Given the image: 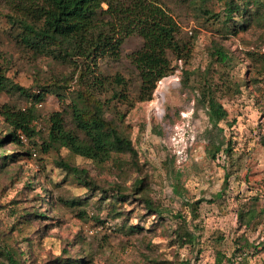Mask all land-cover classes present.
I'll return each instance as SVG.
<instances>
[{"label": "rangeland", "instance_id": "obj_1", "mask_svg": "<svg viewBox=\"0 0 264 264\" xmlns=\"http://www.w3.org/2000/svg\"><path fill=\"white\" fill-rule=\"evenodd\" d=\"M156 1L175 18L178 37L190 48L186 64L172 57L174 72L161 80L170 83V91L160 110L152 107L159 83L150 100L140 101V77L129 58L142 45L139 36L125 38L119 59H99L96 70L108 81L125 82L117 90L126 100L109 102L105 112L131 140L138 167L116 154L100 165L65 148L43 154L26 140L24 148L35 155L0 168V252L10 250L20 264L69 259L67 264H229L233 254H242L236 264L241 258L244 264H264V70L245 55L261 51L264 30L251 24L231 36L226 28L235 23L224 24L222 2H210L211 13L203 16L189 0ZM10 13L6 0H0V67L24 92L0 93V108L26 109L41 86L58 91L60 96L45 95L36 109L33 124L44 129L49 116L66 112L73 95L82 91L81 72L16 44L6 19ZM216 42L232 53L227 66L210 58ZM182 69L197 72L188 88L182 85ZM206 72L227 112L217 127L197 101L200 74ZM0 129L7 131L1 116ZM12 148L5 145L0 156ZM60 158L86 170L97 189L57 168ZM146 199L164 210L161 216L147 210ZM185 233L193 241H183ZM0 264H8L1 254Z\"/></svg>", "mask_w": 264, "mask_h": 264}, {"label": "trees", "instance_id": "obj_2", "mask_svg": "<svg viewBox=\"0 0 264 264\" xmlns=\"http://www.w3.org/2000/svg\"><path fill=\"white\" fill-rule=\"evenodd\" d=\"M189 1L203 16L211 13L208 10L210 2H222L224 24L235 23L234 27L226 28L231 36H237L251 24L264 30V0ZM6 3L11 10L6 16L8 29L15 43L35 56H45L61 65L80 70L82 91H77L71 98L65 109L68 113H52L44 129H39L33 124L38 118L36 109L45 95L51 92L59 95L58 91L41 86L39 92L29 99V107L23 110L2 106L0 116L7 131L2 133L0 129V149L8 144L13 148L10 154L0 156V160L4 162L0 168L8 161L19 160L20 156L35 155V152L32 154L31 148H24L25 142L20 136L34 148L38 147L43 154L59 152L65 148L71 156L91 160L99 165L116 154L119 157L127 156V162L137 168V151L131 140L121 133L115 121L106 117L105 112L109 102L126 100L124 94L117 90L123 88L125 82L119 77L108 81L100 74L97 76L98 60H118L124 39L132 35L139 36L142 45L131 53L129 58L140 77V101L150 100L157 83L174 72L172 57L186 64L190 55L189 46L178 37L180 28L169 10L156 0H6ZM103 3L106 4L105 9L102 7ZM219 17V14L212 16ZM236 19L240 23H236ZM221 35L225 37V34ZM245 55L254 63L260 61L264 70V54L261 51L246 52ZM210 58L218 65L227 66L232 62V53L216 42L212 45ZM182 70L185 75L182 85L188 88L190 76L197 72ZM246 72L247 70H244L243 73ZM262 72L257 70L258 75ZM200 77L203 84L199 83L201 85L197 88L198 104L206 110L210 124L217 127L226 120L227 112L216 99L215 85L210 83L207 72L200 74ZM15 88L24 92L9 80L6 72L0 67V93H7ZM110 92V96L102 100V97L108 96ZM236 92L240 93L238 89ZM222 145V142L216 145L213 152L219 153ZM229 150L230 148H227L224 151ZM55 164L57 168L73 175L91 190L97 189L88 178L86 170L62 158ZM115 164L120 170L121 161ZM138 184L141 185L142 182L138 181ZM144 203L147 210L153 214L161 216L164 212L149 199ZM254 211L248 210L251 219L255 217ZM240 218H243L242 214ZM183 238L187 243L193 241V236L188 233H185ZM0 254L8 264H20L10 250H4ZM241 255L233 254L227 258L228 263L236 264V258L242 257ZM223 258L224 256L220 255L218 262ZM67 261L70 262L71 259L64 260L63 263L67 264ZM242 261L244 260L241 258L239 263L244 264Z\"/></svg>", "mask_w": 264, "mask_h": 264}, {"label": "bare ground", "instance_id": "obj_3", "mask_svg": "<svg viewBox=\"0 0 264 264\" xmlns=\"http://www.w3.org/2000/svg\"><path fill=\"white\" fill-rule=\"evenodd\" d=\"M170 91V83L162 82L159 84L158 89L156 90L154 100L152 101V107L156 110H160V106L165 100V95Z\"/></svg>", "mask_w": 264, "mask_h": 264}, {"label": "built area", "instance_id": "obj_4", "mask_svg": "<svg viewBox=\"0 0 264 264\" xmlns=\"http://www.w3.org/2000/svg\"><path fill=\"white\" fill-rule=\"evenodd\" d=\"M261 52L264 54V46L262 47ZM163 79H164V78H163ZM158 83L161 84L162 81L160 80ZM159 84H158V85H159ZM38 107H41V104H39ZM20 137H21L22 141L25 142V139L23 138V136H20Z\"/></svg>", "mask_w": 264, "mask_h": 264}]
</instances>
